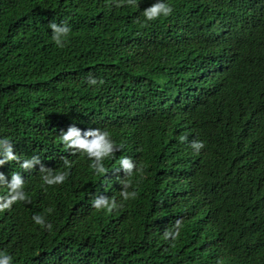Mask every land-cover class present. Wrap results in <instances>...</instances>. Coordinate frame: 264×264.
I'll use <instances>...</instances> for the list:
<instances>
[{
	"label": "trees",
	"instance_id": "trees-1",
	"mask_svg": "<svg viewBox=\"0 0 264 264\" xmlns=\"http://www.w3.org/2000/svg\"><path fill=\"white\" fill-rule=\"evenodd\" d=\"M155 2L0 0V139L21 162L37 156L45 169L0 167L9 181L22 175L27 197L0 212V252L11 264H264V0H168L170 16L146 21L142 11ZM51 22L71 28L63 47ZM181 48L199 60L229 52L219 58L228 69L211 79L214 96L193 121L181 120L164 89L166 129L147 136L139 117L160 108L162 94L132 89L127 74L150 77L156 62L184 57ZM94 93L123 101L107 102L100 126L117 149L102 174L85 154L69 165L50 155L66 153L59 138L70 126L86 125ZM175 138L184 159L173 144L164 148ZM124 157L142 173L118 171ZM49 173L67 176L47 185ZM124 180L134 199L121 196ZM6 192L0 187V197ZM100 195L117 207L93 208ZM177 220L179 239L165 240Z\"/></svg>",
	"mask_w": 264,
	"mask_h": 264
},
{
	"label": "clouds",
	"instance_id": "clouds-1",
	"mask_svg": "<svg viewBox=\"0 0 264 264\" xmlns=\"http://www.w3.org/2000/svg\"><path fill=\"white\" fill-rule=\"evenodd\" d=\"M132 2V0H129ZM173 8L168 3V0H156L154 4L142 11V15L146 21H155L162 17H168L172 14ZM52 29V38L58 47H63L65 39L71 32V28L64 22L56 23L51 22L48 25ZM173 35L177 40L185 38L184 28L181 25L174 23ZM185 53L184 57L171 60H163L155 63L150 77H143L135 81L139 77V72L127 74L130 79L132 89L141 93H153L156 97L162 94L161 107L158 109H149L146 113L139 117V123L143 133L147 136L155 137L160 130H165L166 126L163 117L166 112V93L167 89L175 98L176 110L183 121H193L199 116V111L207 98L213 97V85L211 79L222 76L228 69L227 66L219 62L221 56L229 55V52L213 53L204 60H199L197 55L189 52L188 48H181ZM200 69L197 68V63ZM148 71V70H147ZM147 73V72H146ZM89 84L96 85L97 80L94 77H89ZM201 90L198 93L197 89ZM93 103L87 105V122L86 125L80 128L70 126L67 131L63 132L60 136V148L65 150L66 153H61L57 148L50 155L54 158L69 165L73 156L85 154L89 160L93 161V168L97 174H102L105 171L103 161L105 158L111 157L117 150L114 147V142L108 132L103 131L105 109L107 102H115L123 104L122 98L119 100L103 99L98 95L92 96ZM96 120V123H91ZM104 128H102V127ZM101 128V129H97ZM84 130V131H83ZM187 134V133H186ZM184 136V135H183ZM182 138V137H181ZM181 138H176L169 144L164 146L168 149L171 144L176 148L177 158L184 159L181 152ZM183 139V138H182ZM191 147L199 152L204 148L203 142L194 141ZM174 157V152L166 150ZM0 167L5 163L15 161L25 171L37 169L41 167L43 172L45 169L41 166V160L37 156L30 159H25L22 162L19 157L14 154L13 144L7 139H0ZM120 168L118 171L123 170L125 177H131L134 170L137 174L142 173L143 169L137 165L130 157H124L119 161ZM67 173L60 174H46L44 176V183L47 185L62 184L66 179ZM24 178L19 173H13L11 180L0 172V187H6L7 192L3 197H0V212L11 209L12 205L18 201H25L27 199L24 192ZM121 196L124 200L134 199L137 195L135 191H127L131 186L127 180L121 181ZM92 207L97 210L112 211L117 207L114 200H110L107 196H97L92 201ZM52 210L49 209V212ZM32 220L36 225L46 228L51 231L52 225L46 223L45 218L41 215H33ZM182 221L177 220L174 229L166 230L164 239L175 242L179 239L181 234ZM12 257L0 252V264H11ZM112 264H117L113 262Z\"/></svg>",
	"mask_w": 264,
	"mask_h": 264
}]
</instances>
